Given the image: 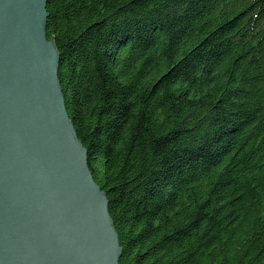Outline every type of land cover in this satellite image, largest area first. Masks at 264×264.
Masks as SVG:
<instances>
[{
    "label": "trees",
    "instance_id": "obj_1",
    "mask_svg": "<svg viewBox=\"0 0 264 264\" xmlns=\"http://www.w3.org/2000/svg\"><path fill=\"white\" fill-rule=\"evenodd\" d=\"M47 11L120 264H264V0Z\"/></svg>",
    "mask_w": 264,
    "mask_h": 264
},
{
    "label": "water",
    "instance_id": "obj_2",
    "mask_svg": "<svg viewBox=\"0 0 264 264\" xmlns=\"http://www.w3.org/2000/svg\"><path fill=\"white\" fill-rule=\"evenodd\" d=\"M48 17L47 0H0V264H120Z\"/></svg>",
    "mask_w": 264,
    "mask_h": 264
}]
</instances>
